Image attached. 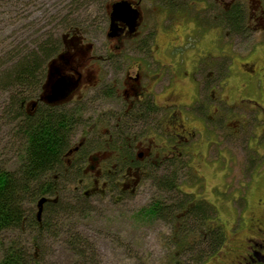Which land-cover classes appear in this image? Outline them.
<instances>
[{
	"label": "rangeland",
	"instance_id": "1",
	"mask_svg": "<svg viewBox=\"0 0 264 264\" xmlns=\"http://www.w3.org/2000/svg\"><path fill=\"white\" fill-rule=\"evenodd\" d=\"M175 1L174 5L165 6L167 13L157 10L152 12L153 17L147 12L149 1L142 3L145 17L150 18L147 19L150 25H154L156 55L164 62L168 61L164 52L169 47L166 53L170 62L160 65L161 70L175 77H185L175 78L171 87L161 92L162 104L175 99L190 101L193 84L189 80H193L196 64L200 63L206 64L208 72L214 74L208 85L214 86L209 93L215 96L206 106L207 110L202 104H195L190 114L195 118L186 123L188 129L195 127L198 133L189 144L180 146L183 154L180 153L179 160L184 167L177 172V188L171 192L162 191L148 175L135 182L121 178L103 192L105 180L91 176L88 186L84 185L85 191L89 192L85 207H80L79 212H64L57 220L51 217L50 227L38 231L36 236L28 231L25 235L15 230L3 232L0 259L1 250L9 240L15 238L30 245L37 237L36 246L31 244L30 253L39 259L38 264H172L169 257L176 249L172 239L174 226L163 219H150L142 214L149 204L166 198L182 206L202 199L208 208L207 214L204 212L208 217L204 224L209 229L217 227L223 231L225 244L203 264H216L220 259L231 257L228 250L236 236L229 228L236 222V228L240 229L245 216L249 217L250 211L260 212V202L264 201V0H243L242 6L247 9L244 25L249 29L242 34L229 33L228 22L221 20L224 6L233 1ZM180 3L182 9L178 8ZM151 4L156 6L157 3ZM171 9L178 12L173 13ZM64 24L70 27L65 30ZM107 24L102 5L100 7L97 0H0V47H12L11 57L19 48L33 44L40 35L54 33L60 38L70 32V36L75 37L72 41L74 49L68 59L73 58L81 65L82 82L72 100L83 96L84 90L98 82L100 68L95 58L112 49L105 36ZM61 61L56 60L53 66H60ZM49 68L50 72L54 71ZM210 73L209 77L212 76ZM45 91L46 86L40 89L38 101ZM114 107V103L102 98L86 106L82 113V121L86 124L81 122L71 144L83 138L92 119ZM178 108L181 109V105ZM175 124V121L166 120L165 131L173 133ZM98 127L101 134L108 128L105 124ZM13 134L11 127L0 119V166L6 168L13 167L18 161L16 155L21 141L17 142ZM162 142L173 146L176 139L169 137ZM134 144L132 154L145 152L141 140ZM163 156L158 149L152 151L156 160ZM155 171L162 175L160 170ZM74 180L72 178L66 184V189ZM66 203L74 207L71 200L67 199ZM200 207L205 211V207ZM180 211L178 208L174 214ZM194 226L197 227L196 223ZM199 230L197 227L196 232ZM193 239L199 242L196 235ZM193 257L178 250L176 260L181 264H199Z\"/></svg>",
	"mask_w": 264,
	"mask_h": 264
},
{
	"label": "flooded vegetation",
	"instance_id": "2",
	"mask_svg": "<svg viewBox=\"0 0 264 264\" xmlns=\"http://www.w3.org/2000/svg\"><path fill=\"white\" fill-rule=\"evenodd\" d=\"M121 1L123 0H114L105 6V20L108 21V29L105 36L108 46L112 47L113 50L104 51L99 58H95L98 68H100L98 82L84 90L83 96L72 100L73 93L82 82V77L81 65L76 63L73 58L71 60L68 59L74 49L72 41L76 39L70 36V32H67V42L62 40L59 53L54 55L45 67L46 72L43 82L48 76L49 81H51L52 78L56 79L64 75L73 82L72 93L63 101L54 104H48L44 100L38 101V98L35 99L38 101H36L37 106L45 104L49 107L63 108L79 105L82 108L81 113L85 111L86 106L95 103L92 98L98 95L102 99H107L115 104L114 108L96 116V119H92L91 124L83 132V138L75 144L72 143L66 154L67 165L76 164L73 168L76 169V174H78L77 177L79 178L76 190L83 191L84 196L87 197L89 192L85 191L84 185L88 186L91 176L101 177L105 180L104 184H102L104 192V189L109 188L112 183L115 185L121 178L127 177L132 179L131 182H135L136 179L141 177L146 178L156 169L161 171L169 167V170L174 168L181 170L184 167L183 162V164L176 162L171 166L172 164L168 161L181 158L180 155L183 154L181 153V145L189 144V140L198 133L197 128L188 129V126H186L189 119L192 121L195 118L191 116L192 110L195 109V104H202V107L207 110L206 106L210 104L212 98H215L214 95L209 93L214 86L212 85L210 88V85H208L209 80L214 79V74L208 72L206 64L200 63L196 64L193 80L188 79L193 84V92L189 96L190 101L185 102L175 99L169 104H162L161 92L166 87H171L175 78L185 77H175L166 73L164 69L161 70L160 65H166V63L170 62V57L166 53L169 47L164 52V55L168 57V61L164 62L160 56L156 55V33H154V25H150L147 20L150 18L145 17V12H143L142 3L145 0H125L130 3L132 9H136L139 12V17L136 21L138 25L134 31L131 30L130 25L124 18L115 21L119 33L113 34L111 32L113 36L109 35L112 5ZM146 1H149V5L146 8L150 15H152V12H157V10L167 13L168 8L166 9L165 6L167 4L174 5V2H176L175 0ZM153 1L160 6L151 4ZM230 1H233L232 4H226L224 6L225 10L230 11L233 6L244 8L242 6L243 0ZM178 5H180L178 8L182 9L181 3ZM245 10L247 12L246 8ZM171 11L173 13L175 11L178 12V10L172 9ZM262 12H264V9H262ZM56 60H62L60 66H53ZM52 61L53 63L50 66ZM49 67L54 71L50 72ZM215 69L217 68L215 67ZM102 70H105V72H102ZM251 72L253 73V71ZM208 73L212 76L209 77ZM220 75V72L217 73L215 78L217 81ZM162 82L165 84H162ZM48 89L49 84L46 87L47 93ZM180 105L181 109L178 108ZM167 109H172V111L167 113ZM164 118L166 119L164 120ZM203 118H206L205 113ZM209 119L212 120L211 116ZM166 120L176 122L173 127V133L165 131L167 128L164 125ZM81 122L85 126L86 122ZM102 124L108 127L105 134L99 132L98 126ZM169 137L176 139L175 145L171 146V144L168 145L166 142H162ZM140 140L145 152H136L134 155L132 154L135 146L134 142ZM135 149L137 151V147ZM155 149H158L164 155L160 160L152 157V151ZM90 162L93 164L90 165ZM96 178L93 180L94 183L97 181ZM201 200L195 199L193 202H189L186 211L194 209L199 201L202 202ZM260 203V212L250 211L249 217L245 216V222L240 229L236 228V222L231 225L229 230L234 231L236 236L232 240L231 248L228 250V254L231 257L227 260L220 259L216 264H264V201ZM222 225H225V222ZM224 244L225 237L223 234V241L218 249L206 260L199 262V264L209 260L221 250ZM224 257L227 258L225 255Z\"/></svg>",
	"mask_w": 264,
	"mask_h": 264
},
{
	"label": "trees",
	"instance_id": "3",
	"mask_svg": "<svg viewBox=\"0 0 264 264\" xmlns=\"http://www.w3.org/2000/svg\"><path fill=\"white\" fill-rule=\"evenodd\" d=\"M113 1L97 0L100 7L102 5L104 17L106 4ZM245 12V8L236 6L230 11L223 9L221 20L228 22L233 34H242L249 29L244 25ZM63 26L65 30L70 27L66 24ZM54 35H40L33 44L19 48L12 57V47H0V119L11 127L17 142L21 141L15 165L11 168L0 166V238L8 230H15L21 235L28 231L36 236L38 231L42 232L46 226L50 227L51 217L57 220L62 213L70 210L79 212L80 207L87 204L86 196L76 190L79 181L76 169H73L76 164L68 166L66 161L75 130L83 120L81 106L60 108L45 104L37 106L31 102V99L39 96L47 63L61 49L62 37ZM7 56L10 59L7 60ZM96 98L101 96H95L92 100ZM168 162L171 166L176 162L182 163L179 158ZM178 170L166 167L160 171L162 175L154 171L149 177L156 181L162 191L171 192L177 188ZM72 178L75 179L74 182L66 189V184ZM67 192L69 196L66 197ZM42 197L47 200L38 220L37 203ZM67 199L72 201L74 207L66 203ZM200 206L205 207V211H201ZM178 208L181 211L175 215ZM186 209L187 205L182 206L166 198L155 200L142 211L147 218L163 219L174 226L172 239L176 249L175 254L169 257L172 264H181V261L176 260L178 250L194 256L198 263L206 260L223 241L221 228L209 229L204 224L208 218L204 212H208V208L202 202L199 201L192 210ZM195 223L200 227L199 232H196ZM194 235L199 242H195ZM36 241L37 237L33 239L34 245ZM31 244L24 245L15 238L9 240L1 250L0 264H38L39 259L30 253Z\"/></svg>",
	"mask_w": 264,
	"mask_h": 264
},
{
	"label": "water",
	"instance_id": "4",
	"mask_svg": "<svg viewBox=\"0 0 264 264\" xmlns=\"http://www.w3.org/2000/svg\"><path fill=\"white\" fill-rule=\"evenodd\" d=\"M111 17H110V34L111 32L113 34L119 33V30L117 29V24H115V21L121 20V19H126L127 23L130 25V28L132 31L135 30V27L138 25L136 23L138 17H139V12L137 10L132 9L130 3L126 2L125 0L121 2H115L112 5L111 8ZM113 36V35H111ZM62 39L65 42L66 41V33L62 35ZM53 63V61L50 63V65ZM49 77V76H48ZM44 81L45 83L42 85V88L45 86L47 87V84H49V89L48 93L46 92L44 95L41 96L40 101L44 100L48 104H54L58 103L60 101H63L66 99L71 93H72V85L73 82L69 80L66 76L62 75L58 78H52L51 81H49V78ZM33 105H36V101H31ZM47 198L42 197L38 200L37 203V218L40 220L41 215H42V209L43 206L46 202Z\"/></svg>",
	"mask_w": 264,
	"mask_h": 264
}]
</instances>
